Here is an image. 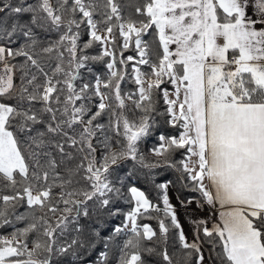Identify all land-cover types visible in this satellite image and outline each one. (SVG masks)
<instances>
[{
    "label": "snow or ice",
    "instance_id": "6c2138e0",
    "mask_svg": "<svg viewBox=\"0 0 264 264\" xmlns=\"http://www.w3.org/2000/svg\"><path fill=\"white\" fill-rule=\"evenodd\" d=\"M156 169L220 222L189 239ZM173 230L183 264H264V0H0V264H173Z\"/></svg>",
    "mask_w": 264,
    "mask_h": 264
},
{
    "label": "trees",
    "instance_id": "16d2710c",
    "mask_svg": "<svg viewBox=\"0 0 264 264\" xmlns=\"http://www.w3.org/2000/svg\"><path fill=\"white\" fill-rule=\"evenodd\" d=\"M128 0H121V3H127ZM139 2L142 3V0H139ZM130 11V9H129ZM53 39H55V35L52 36ZM85 39H87V37H85ZM145 39H150L149 36H146ZM132 50L130 49L128 52L125 53V55H131ZM100 52V48L97 45L96 47H94L91 51H90V55H97ZM107 59V58H106ZM94 72L96 74H104L106 69L104 66L103 62H93L90 65ZM145 70H147L145 68ZM125 87V86H122ZM127 89H132L133 85L131 80L129 79L127 85H126ZM155 143V137H149L146 138L140 145L141 147V151H143L145 153V155L148 154V150L153 146V144ZM179 158V157H177ZM149 159H154L153 157H149ZM131 166V165H129ZM153 176L155 178V184H159L165 181H173V188L175 189V191L179 194V196L181 197L182 200H187L190 197H193L195 195H197L196 191H193L192 186L189 185L188 187H182L180 184L176 183V173L172 170V169H156L153 172ZM133 183L136 184L137 187H140L143 191L146 192V194L148 195V197L157 204H160L161 207L162 205V200L159 199L158 197L161 195L160 190L157 189L155 187V185L151 182L146 181L143 177L139 178V179H135L133 180ZM118 206L124 211L127 212L128 210L131 209L132 205L130 203L127 202V200H122L119 202ZM21 211H23L24 209L21 208ZM157 218H164L162 213H155V212H150L148 213L142 220H140V223H148L150 224L153 228L158 229V223H157ZM125 218L124 216H118L115 219H111L107 222V228L102 231L101 235L102 236H107L109 234V232H111L112 230V226L113 225H120L122 222H124ZM84 222V221H82ZM4 232H8L10 231V229H4ZM113 235L115 233H112ZM124 238H126L123 234L121 235V237H119L118 239L123 240ZM203 239V237H201ZM207 248V247H205ZM105 250L103 247V243H98L96 246V250L95 251H90L88 254H86V256L84 257L85 260V264H103V261L99 258V252ZM207 250L209 251V249L207 248ZM168 251L169 254L173 256V264H183V251L179 250V245L176 243L175 240V231H170L169 233V246H168ZM64 264H76V258L75 257H71L69 258H65L64 260ZM109 264H115V252L110 253V259H109ZM153 264H164V262L162 261V259L159 256H156L155 258H153Z\"/></svg>",
    "mask_w": 264,
    "mask_h": 264
},
{
    "label": "crops",
    "instance_id": "0c3cea01",
    "mask_svg": "<svg viewBox=\"0 0 264 264\" xmlns=\"http://www.w3.org/2000/svg\"><path fill=\"white\" fill-rule=\"evenodd\" d=\"M249 11L258 16V14L254 13L252 9H250ZM196 193L197 195L190 197L193 198L196 202L187 207H183L180 204V201H182V199L175 191L173 186L170 185L168 189L170 202L175 206L177 216L180 219L181 224L184 226L185 232L188 235L189 239H192V233L196 228V224L194 223V221L207 219L209 221L208 226L211 227L212 223L220 222L219 212L223 210L219 205H216L215 208H213V206L211 205H207L206 201L203 200L201 194L199 192ZM200 204H203V207H201ZM205 252L207 253L206 250Z\"/></svg>",
    "mask_w": 264,
    "mask_h": 264
},
{
    "label": "rangeland",
    "instance_id": "374dc122",
    "mask_svg": "<svg viewBox=\"0 0 264 264\" xmlns=\"http://www.w3.org/2000/svg\"><path fill=\"white\" fill-rule=\"evenodd\" d=\"M130 53H131V55H134L135 54L133 51H131ZM205 250L208 252L207 248H205Z\"/></svg>",
    "mask_w": 264,
    "mask_h": 264
}]
</instances>
